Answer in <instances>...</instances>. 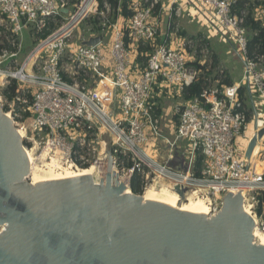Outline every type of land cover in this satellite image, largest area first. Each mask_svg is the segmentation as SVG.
Instances as JSON below:
<instances>
[{"label":"built area","instance_id":"obj_1","mask_svg":"<svg viewBox=\"0 0 264 264\" xmlns=\"http://www.w3.org/2000/svg\"><path fill=\"white\" fill-rule=\"evenodd\" d=\"M237 1L167 0L160 7L161 0H131V16L123 18L106 1L0 0L1 112L16 121L24 139L75 168L111 158V172L127 177L128 186L138 176L142 193L170 183L183 199L204 198L214 212L226 194L242 187L244 201L250 195L256 204L264 175L248 174L244 154L255 129L247 137L250 111L237 92L244 87L252 105L254 97L264 104V56L248 54L244 11H234ZM195 11L207 19L206 33L230 42L242 73L238 82L203 90L177 109L169 139L156 116L155 89L179 95L196 81L195 41L174 39L180 34L178 21ZM253 17L264 21V4ZM82 24L90 27L82 32ZM107 28L112 33L109 61ZM24 32L31 39L27 49ZM158 36L141 67L135 62L138 48ZM94 38L93 45H84ZM12 84L15 91L8 98ZM236 138L246 141L240 156ZM85 148L86 154L78 152ZM198 154L202 163L195 174ZM247 206L253 213V204ZM260 226L264 230V222Z\"/></svg>","mask_w":264,"mask_h":264},{"label":"water","instance_id":"obj_2","mask_svg":"<svg viewBox=\"0 0 264 264\" xmlns=\"http://www.w3.org/2000/svg\"><path fill=\"white\" fill-rule=\"evenodd\" d=\"M2 113L0 264H264V248L240 232L251 227L239 213V192L226 194L211 218L175 214L139 195H121L123 188L111 183V158L104 182L33 186L20 179L22 153ZM254 129L246 166L264 132Z\"/></svg>","mask_w":264,"mask_h":264},{"label":"rangeland","instance_id":"obj_3","mask_svg":"<svg viewBox=\"0 0 264 264\" xmlns=\"http://www.w3.org/2000/svg\"><path fill=\"white\" fill-rule=\"evenodd\" d=\"M162 1V0H161ZM165 3L166 0H163ZM264 4V0H247V5H245L244 8V17L247 14L248 10H251L252 15L254 16L255 9L258 8L259 6ZM159 9V8H158ZM155 10V15L157 17H160L161 13H159V10ZM207 19L200 14L197 11L191 12L188 17H185L184 19L181 18L178 21L179 29H180V34H176L174 36L175 41L179 39V37H185L186 39H191L195 41L196 44V53H195V62H199L201 66H204V70L200 75L202 74L203 79L206 81V86L205 90L209 89H221L220 85L222 82H225L226 80L235 83L240 80L241 73H242V62L236 56L232 46H230V42H227L223 40L219 35H214V34H209L207 32V25H206ZM264 23V21H262ZM162 26V25H161ZM90 27L88 24H82L80 27V31L85 32L87 28ZM24 46L26 49L30 47L31 45V39L28 37L27 33L24 32ZM160 36L157 37L156 41L159 43L160 41ZM37 41V40H36ZM104 41L106 43V47L104 50V55L107 58V60H110V48L112 46V33L111 29L107 28L104 31ZM206 46V52H200V50ZM25 54V52H24ZM22 54L19 58L18 61L21 62L23 59ZM194 62V61H193ZM199 75V76H200ZM162 91L159 92L158 89H155V94H157V97H155V102H156V116L159 119V123L161 125V128L163 130V134L168 137L169 139L172 138V129L173 125L177 121V109H181L187 102H185L182 98V95H176L174 94L173 91H167L165 89H161ZM159 93H158V92ZM254 105L251 104L249 100L245 103V108L247 110H250V115H249V127L247 131V137L252 133L253 131V126H254V118H255V113L256 114H261L260 116H257L260 120L264 121V104H261V101L259 98L254 97L253 99ZM255 108V110H254ZM1 111V109H0ZM2 112H5L4 110ZM16 123V121H14ZM15 123H12L11 128L19 129L15 125ZM236 146L238 148V153L240 156V153L242 152V149L246 143L245 139L241 140L240 138H236L235 140ZM21 147L23 146L26 149H31L33 148V158H34V164L36 166H43L46 162L52 163L54 166H56V170H61V168H65L68 164L71 165V162L65 163L64 161H61L58 159L56 154L49 153L46 154L44 151V146L38 145V144H32L30 141L23 139L21 141ZM264 144V142H263ZM95 146V144L93 145ZM182 146V144H180ZM262 149V146H260ZM145 152L148 155H151L150 149H144ZM79 153L81 154H86L87 150L85 149H79ZM46 154V155H45ZM261 156V155H259ZM260 159L256 162V164L252 167L253 170L258 169L260 172L263 171V167H260L262 163H264V154L262 157H259ZM73 166V165H72ZM71 166V167H72ZM91 166H96V165H90ZM97 167V166H96ZM260 167V168H258ZM58 168V169H57ZM74 168V167H73ZM79 167L77 166L76 169ZM82 169V168H80ZM264 175V173H262ZM119 175V174H118ZM121 177V176H120ZM28 182L29 180L26 179ZM101 180L98 179V182ZM144 192L142 193V195ZM252 194V193H251ZM140 195V196H142ZM250 195L246 196L245 204L247 203L253 204V207H255V203H253L250 200ZM204 199V198H202ZM224 199V198H223ZM205 200V199H204ZM217 204L220 201V196L216 198ZM207 201V200H205ZM222 201V197H221ZM223 202V201H222ZM223 206V205H222ZM222 206L218 205L216 207V210L212 212L211 214H217L222 210ZM213 208V207H212ZM210 214V215H211ZM252 215L255 218V225L257 228L263 229L260 226V223L256 219L255 215L252 213ZM257 221V223H256ZM1 231V228H0Z\"/></svg>","mask_w":264,"mask_h":264},{"label":"bare ground","instance_id":"obj_4","mask_svg":"<svg viewBox=\"0 0 264 264\" xmlns=\"http://www.w3.org/2000/svg\"><path fill=\"white\" fill-rule=\"evenodd\" d=\"M3 119L8 122L11 127L12 119L7 112L2 113ZM257 126V119L253 122ZM13 134L15 136L16 143L20 146V151L22 153V158L19 172L20 179L23 181L28 179L31 185H44V184H54V183H64L71 182L82 179H91L95 183H98V179L103 182L106 181L107 173V160H103L101 164H96V166H91L87 168L76 169L72 165H67L61 170H56V166L52 163L46 162L43 166H36L34 164V158L32 150L21 147V141L24 139V132L21 129L13 128ZM46 155V154H45ZM252 160V158H249ZM72 166V167H71ZM74 167V168H73ZM58 169V168H57ZM112 169V166H111ZM248 174H262L258 169L251 170V163L248 164ZM111 174V183L116 187H121V195L132 196L133 193L130 191L127 185V177H120L116 173L115 169ZM170 183H164L161 186H149L141 197L144 203H150L153 205L161 206L175 214L188 215L196 219H208L216 214H211V208L209 203L202 199L201 197L183 199L176 189H172ZM231 190L230 192H234ZM236 192V191H235ZM244 189L241 187L238 193V210L242 217L248 219L251 231L247 230L245 227L240 229L241 234L244 237L251 238V241L260 247L264 248V230L257 228L255 225V218L252 215L249 207L244 201ZM211 214V215H210ZM257 223V221H256ZM5 224L0 223V228L4 227Z\"/></svg>","mask_w":264,"mask_h":264},{"label":"trees","instance_id":"obj_5","mask_svg":"<svg viewBox=\"0 0 264 264\" xmlns=\"http://www.w3.org/2000/svg\"><path fill=\"white\" fill-rule=\"evenodd\" d=\"M106 1L110 4V6L113 9L118 8L119 9V15L123 18H128L131 16V12L128 9V6L130 4L131 0H99V4L102 5V3ZM246 5V0H238L234 11L237 14H240V12L244 11ZM244 27L247 32V50L248 54L250 56L254 55H263L264 56V23L256 20L251 10L247 12V14L244 17ZM160 41V40H159ZM157 43L155 42H147L145 46H140L138 48V56L136 57L135 62L140 64L141 67L144 66L145 60H146V54H149L153 46ZM195 68L199 71L198 77L195 82H193L189 87L185 88L184 91L181 93L182 98L185 102H189L193 100L194 98H198L200 94L202 93L206 86V81L203 79L202 71L205 69L204 66H201L197 62L193 64ZM200 75V76H199ZM232 82L226 80L225 82H222L220 86H228L231 85ZM15 91V85L12 84V86L9 88L10 95H8V98H11L13 96ZM237 97L243 105L248 100L247 92L244 87H240L237 92ZM250 111V110H249ZM250 112L248 113V119H249ZM202 163V155L198 154L195 161V174H198V171L200 169ZM88 166H84L82 168H87ZM260 167H263L262 173H264V163L260 165ZM258 167V168H260ZM129 189L134 195H142V190L140 188V178L138 176H133L129 183ZM253 213L258 220V222L261 224L264 222V190L258 191L256 195V204L253 210Z\"/></svg>","mask_w":264,"mask_h":264},{"label":"crops","instance_id":"obj_6","mask_svg":"<svg viewBox=\"0 0 264 264\" xmlns=\"http://www.w3.org/2000/svg\"><path fill=\"white\" fill-rule=\"evenodd\" d=\"M165 4H166V2L164 3L163 0H162L161 3H160V7H164ZM246 5H247V0H246ZM184 18H185V16H183V19ZM159 92H161V91H159ZM257 127H264V121H262L259 118H257ZM253 128H254V126H253ZM252 133H253V131H252ZM263 139H264V132L258 137V139H256V142H255L256 144H255V146L253 147V149L251 151L250 158H252V160H249V162L251 163V170H253L252 167L260 159L259 157H262V155L264 154V144L262 142ZM260 146H262V149L260 148ZM259 155H261V156H259Z\"/></svg>","mask_w":264,"mask_h":264}]
</instances>
